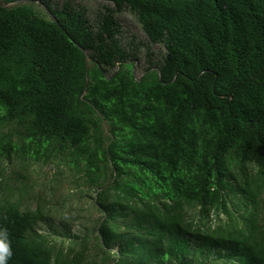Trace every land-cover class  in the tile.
Instances as JSON below:
<instances>
[{
	"label": "trees",
	"instance_id": "trees-1",
	"mask_svg": "<svg viewBox=\"0 0 264 264\" xmlns=\"http://www.w3.org/2000/svg\"><path fill=\"white\" fill-rule=\"evenodd\" d=\"M17 1L0 0V175L19 188L0 186L7 264H194L213 246L264 264V0H107L96 25L83 6ZM123 9L165 46L140 77ZM38 162L94 190L101 254L89 232H39L43 206L12 198Z\"/></svg>",
	"mask_w": 264,
	"mask_h": 264
},
{
	"label": "rangeland",
	"instance_id": "rangeland-1",
	"mask_svg": "<svg viewBox=\"0 0 264 264\" xmlns=\"http://www.w3.org/2000/svg\"><path fill=\"white\" fill-rule=\"evenodd\" d=\"M54 6H61L65 2H69L77 8L81 6L86 8L88 17L93 25H96L98 15L106 10V8H115L113 2L107 0H46ZM34 3L38 10H41L42 0L28 1ZM10 5V4H9ZM122 27V42L128 46L132 43L138 46L137 51L140 54V61L136 63L135 75L140 77L144 66L147 65L148 49L150 50L151 58L155 62H160L165 54V46L161 43L149 42L147 35L142 29L141 24L137 21L133 13L127 9H123L116 14ZM104 127L106 132H109V127L105 122ZM13 128L12 124L1 125L2 132H7ZM17 134V133H16ZM17 140V135H15ZM18 160L13 162L2 161L3 166H8L7 174H11L12 169L17 168ZM0 167H2L0 165ZM56 162L43 164L41 162L34 163L26 172L25 187L21 191H16L12 194V198L18 199L22 207L36 209L40 204L43 206L44 217L37 223L35 228L42 233H53L55 240L60 242L66 240L63 236L65 230L73 234L83 235L87 232L91 233L92 239L89 243L87 255L94 258L97 254H101L100 247L96 241L98 220L102 217L101 213L94 208V190H87L86 186L80 185L82 181L77 178L79 174H75L67 165L60 166ZM15 179V178H14ZM0 186H3L6 181L12 185V189L18 187V182L12 179H6L0 175ZM3 195L8 191L2 189ZM264 208V206H263ZM223 216V215H221ZM217 220H213L216 224ZM53 226V227H51ZM56 230V231H55ZM66 243V242H65ZM118 246H115V250ZM221 249L211 247L206 249L204 253L199 254L194 264H200L199 260L204 258L206 264H220L223 261L219 260ZM199 259V260H198ZM165 264H169L166 260Z\"/></svg>",
	"mask_w": 264,
	"mask_h": 264
},
{
	"label": "clouds",
	"instance_id": "clouds-1",
	"mask_svg": "<svg viewBox=\"0 0 264 264\" xmlns=\"http://www.w3.org/2000/svg\"><path fill=\"white\" fill-rule=\"evenodd\" d=\"M11 255L12 250L8 240V232L6 229H0V264H7Z\"/></svg>",
	"mask_w": 264,
	"mask_h": 264
},
{
	"label": "water",
	"instance_id": "water-1",
	"mask_svg": "<svg viewBox=\"0 0 264 264\" xmlns=\"http://www.w3.org/2000/svg\"><path fill=\"white\" fill-rule=\"evenodd\" d=\"M25 1H27V0H18L17 2H25Z\"/></svg>",
	"mask_w": 264,
	"mask_h": 264
}]
</instances>
